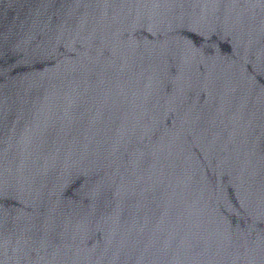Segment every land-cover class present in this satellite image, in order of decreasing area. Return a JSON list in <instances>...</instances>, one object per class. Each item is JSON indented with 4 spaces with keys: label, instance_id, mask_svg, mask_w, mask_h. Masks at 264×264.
<instances>
[{
    "label": "water",
    "instance_id": "water-1",
    "mask_svg": "<svg viewBox=\"0 0 264 264\" xmlns=\"http://www.w3.org/2000/svg\"><path fill=\"white\" fill-rule=\"evenodd\" d=\"M0 264H264V0H0Z\"/></svg>",
    "mask_w": 264,
    "mask_h": 264
}]
</instances>
